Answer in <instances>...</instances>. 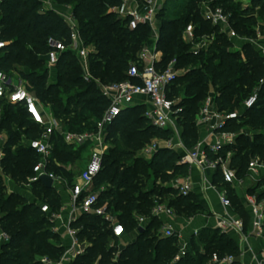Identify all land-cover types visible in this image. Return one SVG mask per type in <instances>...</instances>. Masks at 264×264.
<instances>
[{"label":"trees","instance_id":"obj_1","mask_svg":"<svg viewBox=\"0 0 264 264\" xmlns=\"http://www.w3.org/2000/svg\"><path fill=\"white\" fill-rule=\"evenodd\" d=\"M54 1L71 8L83 44L92 48L88 55L91 78L88 81L83 79L78 57L67 49L60 54L57 61L54 82L47 81L49 71L44 59L49 50L47 39L54 37L63 40L65 44H69L70 39L69 29L61 16L53 10L44 11L40 0H4L0 3V38L6 43L0 56V71L8 75L17 73L25 88L32 92L39 102L49 106L54 117L62 121L64 130H91L93 122L101 118L109 104L96 87L94 79L103 84L127 79L129 63L137 61L138 57L135 55L149 38L150 27L139 24L130 30L127 24L129 18L121 19L111 10L121 4L120 0ZM165 2L166 0L158 11L157 18ZM250 2L253 9L258 10L262 4L264 6V0ZM240 4L231 0H218L210 3V6L222 8L228 15L231 29L239 37H255L257 23L253 9H250L251 13L246 14L248 10L242 9ZM187 8L182 17L168 19L159 25L156 48L161 52V59L158 66H168V54L175 55L179 64L190 59H202L203 50L196 53L189 51L188 45L180 39L183 27L192 19L200 21L194 29V37L211 36V44L217 55H209L203 59V75L199 76L194 69L181 77V80L188 81L193 75L197 76L196 79L188 81L185 90L188 97L175 113L176 121L182 124L180 138L188 150L197 144L195 118L198 113L194 105L206 95L209 85L215 90L214 103L217 110L223 112H233L239 103L242 106L243 101L256 90V103L243 110V113H237V118L228 120L222 128L235 133L238 132L237 127L245 125L256 129L252 137L235 133L234 141L222 145L217 153L208 147L204 149L208 160L230 152L232 156L229 167L235 171L237 178H242L251 159H257L264 165V55L250 42L243 43L239 49H232V39L219 32L217 26L208 29V21L202 19L197 0H193ZM261 31L264 37V26ZM208 76L209 81L205 80ZM177 78L178 76L167 88L169 98L175 90ZM1 105L17 110L14 113L7 110L0 114V132L5 131V126L9 123L15 127L13 132L8 128L9 135L3 148L1 172L14 182L28 184L37 156L28 146L27 140L39 137L30 134L33 131H41V128L28 118L21 106L0 101V113ZM84 110L91 114L94 119L92 122L84 115ZM144 111L143 105L126 107L105 128L110 145L103 155L101 170L93 185L95 189L96 182L101 179L104 186L98 189V200L101 204L106 202L107 208L116 214L125 233L137 230V216L147 219L145 229L134 241L118 249L109 244L117 238L101 217L81 214L72 226L78 229L77 239H86L89 245L69 264H93L95 261L97 264H207L211 258V249L216 250L219 257H235L230 264H241L237 260L240 248L236 240L219 228L201 229L198 240L195 236L191 237V249L186 250L184 255L178 254L175 235L165 237L157 233V227L161 223L151 214L154 197L169 196L167 206L185 217H191L203 208L194 194H179L170 185H147L144 177H148V170L161 182L169 184L175 176L186 175L190 166L180 162L181 153L171 148H158L148 161L135 157V151L142 142L151 137L164 139L172 134L170 129L153 126ZM21 134L28 135L26 142L12 149L13 140H17V136ZM50 142L48 169L60 175L67 183H71L74 176L67 167L81 158L80 153L87 150L86 146L66 144L56 132L51 134ZM27 156L32 165L25 162ZM17 158H25V161L18 163L15 161ZM221 173L220 167H217L213 178L215 183H223ZM30 185L35 194L42 195V203H47L53 211H58L60 195L54 188H47L41 180ZM263 186L264 175L258 180L257 188ZM5 189L0 174V226L9 237L0 245L1 264H43L39 259L42 256L57 261L63 247L59 243H52L53 239H58V234L52 230L53 224L40 210V205L30 203L14 193L7 195ZM257 199H264V189L257 194ZM236 200L240 209L238 214L245 222L248 214L237 197ZM262 229L264 236V222Z\"/></svg>","mask_w":264,"mask_h":264},{"label":"built area","instance_id":"obj_2","mask_svg":"<svg viewBox=\"0 0 264 264\" xmlns=\"http://www.w3.org/2000/svg\"><path fill=\"white\" fill-rule=\"evenodd\" d=\"M4 0H0L2 3ZM119 6L113 7L111 10L116 12L121 19L129 18L128 28L135 29L139 24L148 25L150 28L156 26L157 13L162 7L165 0H120ZM45 3V0H42ZM66 10L61 14V18L69 29V44H65L63 40L49 37L47 45L49 50L44 55L46 67L48 71H54L60 54L70 49L79 59L83 79L88 81L91 78L89 71L88 55L92 48L85 46L79 34V27L72 11L68 6H64ZM68 9V10H67ZM208 19L214 26L219 28V32L225 34L229 39H236L239 36L231 29L229 25L228 15L225 14L220 7H215L207 13ZM185 33L187 38L192 41L194 38V29L189 24ZM156 39L153 46H144L138 55L137 62L129 63L127 69L128 78L108 84H103L99 80L96 82V87L101 94L109 101L107 108L104 110L100 119L94 122L91 130H84L81 132H73L64 130L62 123L54 117L48 108L39 102L37 97L25 88L22 80H15L12 76L0 71V101L10 103L12 105L21 106L28 118L36 123L42 131V135L37 138L27 140L28 146L35 152L37 161L33 166V175L28 178V184L40 181L41 176L46 175L52 179V188L60 194L62 190H69L71 211H77L81 214H90L99 216L111 228L112 234L115 238L120 239L125 230L123 225L118 221L116 214L107 208V204L100 203L98 200L99 191L94 189V180L101 170L103 155L107 151L110 141L107 138L105 128L109 126L114 119L124 110L134 104H139L140 98H145L147 101V108L144 115L150 119L151 124L159 129H170L172 133H178L175 111L173 109V101L167 96V88L178 76L177 71L172 65L166 67H159L160 51L156 48ZM6 43L0 38V56ZM139 63V64H137ZM258 92L255 90L251 93L242 104L243 110L251 108L257 101ZM213 102L210 97H207L203 107L199 110L197 118L199 120L210 122L215 118L217 123L212 127L214 131L219 134V140L207 145V147L217 153L222 145L230 144L234 141L235 133L222 130L226 122L230 119L237 118V112H223L212 110ZM215 104V103H214ZM47 109V110H46ZM51 113V114H50ZM58 133L66 144H73L75 146L85 145L88 151V158L86 165L76 179L71 183L55 174L48 169V162L51 156V142L50 136L52 133ZM179 139V138H178ZM156 145H154L155 147ZM182 150L180 162L187 163L189 166L206 167L209 162L204 149L196 144L192 149H186L179 139L175 145ZM168 148H171L169 145ZM152 149L154 153L157 150ZM220 161V160H219ZM222 163V161H221ZM264 169V165L257 159H251L248 165V170L252 172ZM221 175L223 182L234 183L241 182L237 180L235 171L230 167H221ZM179 194L186 195L191 190L189 181H176L172 184ZM219 200L221 205L227 209L231 207L230 200L226 195H220ZM245 204L251 211V225L255 233L260 236L262 234V227L264 222V204L256 199L255 196H246ZM40 210L46 215L50 222L55 221L58 217L57 212L53 211L47 203L40 204ZM151 214L160 218L163 215L172 216L174 214L173 208L164 205L156 204L153 206ZM138 227L144 226L147 219L138 216ZM76 221L75 216L69 217L65 224V231L72 241V245L78 243L77 232L78 229L72 227V223ZM217 228L222 232H234L242 235L243 221L240 218L232 217L225 213L217 222ZM55 231V228L52 227ZM162 235L170 237L175 235L174 229L170 223H164L162 226ZM9 239L8 235L2 230L0 226V245ZM243 241L247 240L246 236L241 238ZM81 252H83L81 250ZM186 250L180 249L179 255H184ZM80 254V253H79ZM69 256H61L59 260L54 261L46 256L40 257L43 264H63V261L68 260ZM235 257L232 255H224L219 257L217 254L212 255L208 264H230ZM254 264H264V247L254 257Z\"/></svg>","mask_w":264,"mask_h":264},{"label":"crops","instance_id":"obj_3","mask_svg":"<svg viewBox=\"0 0 264 264\" xmlns=\"http://www.w3.org/2000/svg\"><path fill=\"white\" fill-rule=\"evenodd\" d=\"M247 1L249 2L250 0H247ZM54 2L55 1L52 0V3ZM54 4H56V2ZM56 6H58L56 7L58 8L56 10L58 11L59 16H61V14L64 13V11L66 10V8L64 7L66 5L62 6L60 4L59 5L56 4ZM69 9L71 11L70 7ZM263 26H264V23L257 24L256 36L253 37L252 39H246V38L239 37L238 40L241 41V45L245 42H250L251 44L255 46V48L258 51H260L264 55V37H262L263 35L261 31ZM150 46H153V44L148 45V47ZM159 55L161 58V53ZM49 73H50L49 78L51 79V82H54L55 76H56L55 70L51 72L49 71ZM209 97L211 101L213 102L211 106L212 110H216V106L214 104V95H210ZM138 101L140 103L134 104V105H143L144 109L147 108L148 104L145 98H140ZM44 107L48 108V110L46 109L48 112L53 113L49 106L44 105ZM216 123H217V120L215 118L211 119L210 122H205V121L199 120L198 118L195 120V124L197 127V134H198L197 144H199L202 149H205L207 145L214 143V141L219 140L218 132L214 131L212 128ZM178 138L181 140L180 136ZM178 138L172 142L171 149L179 153H182V150L175 146L179 140ZM7 139L8 137L4 133V131L0 132V148L3 144L6 143ZM231 156L232 154L230 152L226 154L225 159H222L220 156H217L212 160H208L209 162L214 163L213 165L209 164L208 166L204 168L199 167V166H190L188 173L186 175L175 176L169 182L168 185L172 186V184L175 183L176 181H179V182L189 181L191 184V190L189 193L194 194L197 197L199 204L203 208L202 214H198V215L191 216V217H185L184 215L182 216L176 215L174 212L172 216L163 215L160 218H158V220L161 223L160 225L161 227L163 226L164 223H170L174 231L176 233H179V236H177V245L179 249L184 248L185 250H188L189 249L188 246L190 247L191 237L195 236V239L198 240V235L201 229L205 227L217 228L218 220L225 213L231 215L232 217L240 218L243 221L242 235L236 234L234 232H228L227 234H230L236 240L240 248V256L237 258V260L241 264H254V257L257 256L261 248L264 247V236H263V231H262V234L258 236L255 233V231L252 229L251 211L249 207L245 204V197L247 195L255 196L257 199V195H251L250 193H248V191L246 192L244 183L246 181L245 179H248L250 176L258 178L264 175V169H261L260 171H257V172H252L250 170H247L245 176L239 179L241 181L240 183L237 182L236 185H234L233 183H228V185H230L229 188L231 189L230 191L232 195L237 197L240 200V203L243 205L244 209L246 210L248 214L247 221L244 222L243 218L238 213H236L233 209H231V207L225 209L220 203L219 196L220 195L227 196L225 187H223V185H226V183L225 182L215 183L213 181L217 167H220V169L221 167H229ZM67 169H69V167H67ZM0 174L3 178V182H4L3 185L5 186V188H7V190L5 189L7 195L14 193V194H17L27 199L28 202L30 203H35L37 205H40L42 203L41 202L40 204H38L36 199L33 198L34 195H33L32 187L30 184H24L22 182L21 184H19L17 182H14L11 180L9 176L3 175L1 170H0ZM59 195H60V205L57 211L58 217L53 222V227L55 228L54 232L58 234L59 236L60 241L58 243L60 246L63 247V252L61 256L65 255V256L70 257L68 260L63 261V264H69L75 258V256L85 251L88 244L86 243V240H85L81 242L78 241L76 245H72V241L65 231V224L67 223L69 217L75 216L77 219L80 216V214L77 211H73V212L71 211L69 190L64 189L61 191ZM258 201L264 204V199L258 200ZM137 235H138V232L137 230H135L129 233H125L120 238V240L123 241L124 246H125L128 243L134 241ZM243 236L247 237L246 241H243L241 239ZM81 250L83 252H81Z\"/></svg>","mask_w":264,"mask_h":264},{"label":"rangeland","instance_id":"obj_4","mask_svg":"<svg viewBox=\"0 0 264 264\" xmlns=\"http://www.w3.org/2000/svg\"><path fill=\"white\" fill-rule=\"evenodd\" d=\"M40 1H41V8L44 11L45 10H53L57 15H59L58 11L56 10V9H58V8H56V7H58V6H56V4H58V3L54 4L55 2L52 3V0H45V3L42 2V0H40ZM192 1L193 0H166L163 9H161V11L159 12V16H158V18L156 20V23H157L156 26L150 28L149 38L146 40V42L144 44L141 45L140 48L142 49L144 46L152 45L154 43V40L156 39V36H157V38L159 36V32H158L159 25H161L162 22H164V21H166L168 19H175V18L182 17L183 14H185L186 10L188 9L187 5L190 4ZM215 1H218V0H197V5L199 7V12H200V14L202 16V19H205V20L208 21V23H207L208 24V29H212L214 27L212 22L208 19L207 13H208L209 10L213 9L210 6V3L215 2ZM231 1H234L235 3H241L240 4L241 8L245 9V10H248L246 12V14L251 13L250 9L252 8V5H251L250 1L249 2L247 0L246 1L245 0H231ZM260 6L261 7L258 10L252 8L253 9L252 13L254 14V17H255V20H256L257 24L264 22V6H263V4L260 5ZM199 23H200V21L199 20H195V19H192V20L188 21V23L185 25V27H183V29H182V31L180 33V39H181V42L186 43L188 45L187 49L189 51H192V52L196 53L199 50H203L204 51V56L202 57V59H199L197 61L190 59V60L183 61V62H181L179 64L177 62V60H176V56L175 55L168 54V56L166 58L167 65H172L174 67V69L178 73V78H177V81H176V84H175L176 85L175 86V90H174V92H173V94H172V96L170 98L173 101V109H174L175 112H177L178 111L177 109H179L181 107V104H182L183 100L186 97H188V93L185 91L188 81H192V80L196 79L197 76L193 75L192 78H190V80H188V81L181 80V77H183L188 71L194 70V69H196V71H197L199 76L203 75L204 74V72H203L204 71L203 70V59H205L209 55H217L215 50L212 47V44H211V42H212V37L211 36H203V37H200V38H197V37L195 38L194 37L192 41H190L187 38V34L185 33L186 27L189 24H191L193 29H195L199 25ZM252 38H246V39H252ZM231 41L233 42V48L232 49H239L240 48L241 41L238 40V38L232 39ZM138 55H139V52L137 53V55H135V57H138ZM130 62H137V61H130ZM137 64H139V63H137ZM48 74H49V76H48V80L47 81L51 82V79L49 78L50 77V73H48ZM10 76H12L15 80L16 79L17 80L20 79L19 75L17 73H15V72L12 73ZM208 79H209V76L207 78H205V80H208ZM94 82L96 84V82H97L96 78L94 79ZM214 94H215L214 88L211 85H209L208 88H207L206 95L194 105V108L197 111V113H199V110L203 107L207 97H209L210 95H214ZM7 110H10L11 113H14V112L17 111L13 107H10V106H7V105H1V113L0 114H2L3 112H5ZM233 111H236L237 113H243V109H242L241 104L239 103V106ZM251 113H253V112H251ZM84 115H86L90 119L91 122L94 120L93 117L91 116V114L88 112V110H84ZM196 119L197 118H195V120ZM60 123H62V121H60ZM175 124L177 126L178 133H172L169 137H166L164 139H158L156 137H151L150 139L142 142L140 147L135 151V157L141 158V159H143V161H148L150 159V157L152 156V154H153V152H152V150L150 148L156 149L157 146H158V148H168L167 147L168 145L170 147H172V142L174 140H176L180 136V131L182 129V124H179L177 121L175 122ZM5 128H6L7 131L5 130L4 133L8 137V135H9L8 128L10 129L9 131L13 132L15 127L13 128L12 123H9L8 126H5ZM237 129H238L237 130L238 132H235V133H237V134L238 133H244V134L250 135L251 137L256 132V129L247 127L245 125H241L239 128L237 127ZM196 130H197V127H196ZM230 131L233 133L232 130H230ZM40 135H42V131H40V130L33 131V133L30 134V136H40ZM17 137H18L17 140H13L14 141V146H13L12 149H15L19 145H24V142H26V139H27L26 137H28V135H25V134L22 135L21 134V135H18ZM154 145H156V146L154 147ZM3 148H4V144L0 148V152H1L0 153V157H1L0 158V170H1V159L4 156ZM80 154H81V158L79 160H76L72 165L68 166L69 169L71 170L72 175L74 176V179H76L78 177V175L81 173V171L84 169V167L86 165L87 158H88V151L87 150L82 151ZM219 156L222 159L226 158V155L225 156L219 155ZM28 157L29 156H27L26 161H25V158H17V160H15V161H18V163H21V162L25 161L28 165H32V162L29 160ZM147 173H148V177H144V180L147 181V185L148 186H151L153 183H155L157 186H164V187H166L168 185L167 183L161 182L158 177L156 178V176L153 174V172L151 170H148ZM239 179L240 178H237V180H239ZM259 179H260V177L256 178V177H252V176H250L248 179H245L246 181H245L244 184H245L246 192L248 191V193H250L251 195H257L258 192L262 191L264 189V186L257 188V183H258ZM1 181H2V183H4L2 176H1ZM19 184H21V183H19ZM24 184H26V183H24ZM233 184L236 185L237 181L234 182ZM102 186H104V185H103V183L101 182V179H100L99 181L96 182L95 189L98 190ZM229 186L230 185H223V187H225V190H226V193H227V197L230 200L231 209H233L236 213H239L240 209L236 205L237 204L236 197L232 195V193L230 191L231 189L229 188ZM6 190H7V188H6ZM33 195H34L33 198L36 199L38 204L43 202L42 195L35 194L34 192H33ZM153 199H154L153 206L156 205V204L167 205V203L169 201V196L166 195V196H163V197H154ZM26 201H28V200L26 199ZM202 213H203V210L198 212V213H195L193 216L198 215V214H202ZM175 214L179 215V216H182V214H178L176 211H175ZM157 233H161L162 234V227L161 226L157 227ZM174 233H175L176 237L179 236V233H176L175 231H174ZM85 240L86 239H83V241H85ZM58 241H60L59 240V236H58V239H56V238L53 239L52 243H58ZM86 243L89 245V241L88 240H86ZM109 244L115 245L118 249H121L124 246L123 241H121L120 239L111 240L109 242ZM188 248H189L188 250L191 249L189 246H188ZM180 249L178 250V254H180ZM216 252H217L216 250L211 249L209 251V255H211V257H212V255L216 254ZM209 261L207 262V264L209 263ZM0 264H1V262H0ZM93 264H97V262L95 261Z\"/></svg>","mask_w":264,"mask_h":264},{"label":"water","instance_id":"obj_5","mask_svg":"<svg viewBox=\"0 0 264 264\" xmlns=\"http://www.w3.org/2000/svg\"><path fill=\"white\" fill-rule=\"evenodd\" d=\"M41 181L42 183L47 187V188H51L52 187V179L46 175L41 176ZM145 227L144 226H139L137 228V232L138 234L142 233L144 231Z\"/></svg>","mask_w":264,"mask_h":264}]
</instances>
